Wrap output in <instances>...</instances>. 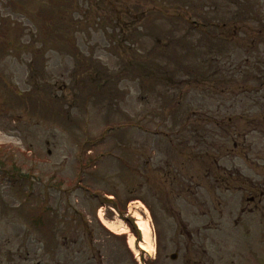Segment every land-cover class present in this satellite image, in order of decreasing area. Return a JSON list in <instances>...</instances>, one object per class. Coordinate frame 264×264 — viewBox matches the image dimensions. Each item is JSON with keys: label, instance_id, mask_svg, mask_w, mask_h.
Segmentation results:
<instances>
[{"label": "rangeland", "instance_id": "rangeland-1", "mask_svg": "<svg viewBox=\"0 0 264 264\" xmlns=\"http://www.w3.org/2000/svg\"><path fill=\"white\" fill-rule=\"evenodd\" d=\"M163 1L148 14L149 0H0V264H184L189 230L197 252L238 261L247 237L234 223L253 192L239 187L264 189V38L243 47L240 28L213 63L182 51L180 70L202 69L174 95L147 78L158 69L132 70L147 51L128 36L162 47L182 11L197 19H179L180 51L203 34L208 47L215 14L264 23V0Z\"/></svg>", "mask_w": 264, "mask_h": 264}, {"label": "flooded vegetation", "instance_id": "flooded-vegetation-1", "mask_svg": "<svg viewBox=\"0 0 264 264\" xmlns=\"http://www.w3.org/2000/svg\"><path fill=\"white\" fill-rule=\"evenodd\" d=\"M233 154L236 150L231 149L228 150ZM228 153V152H227ZM236 154V153H235ZM214 169L217 167L218 163L217 160L213 159ZM245 186L239 187V189H244L245 192L248 190L253 191L252 195L248 196L246 195L245 204L241 205L240 212H239V218L235 220V225L241 224V226H244L241 228V230H245L244 235L247 237V240L244 242V250L239 251V259L238 261L230 262V264H264V189L257 190V185L252 183V180H248L245 182ZM243 199V197H241ZM190 206L193 205L195 208V211L198 213H201L203 215L206 214L205 207L200 204H196L194 202L188 203ZM203 209H201V207ZM189 211H191L189 209ZM208 212L210 213V210L208 209ZM191 214V212H189ZM249 218L247 223H244L245 218ZM189 218V216H188ZM217 227V226H216ZM219 227V224H218ZM220 228V227H219ZM181 235V233H180ZM186 239L189 241V245L187 246V257L185 259H182L184 264H227V259L224 256V250L221 248V238H220V255L218 259V262H214V255L211 257L205 256V250L203 252H197V250L194 249V238H197L195 235H199V231H192L189 230L185 234ZM220 235V231H219ZM178 259V257H177ZM176 259V260H177ZM175 260V261H176ZM212 261V262H211ZM39 264V263H37Z\"/></svg>", "mask_w": 264, "mask_h": 264}, {"label": "trees", "instance_id": "trees-1", "mask_svg": "<svg viewBox=\"0 0 264 264\" xmlns=\"http://www.w3.org/2000/svg\"><path fill=\"white\" fill-rule=\"evenodd\" d=\"M149 4L152 7V11L153 12L160 11V12L165 13V12H167L165 10L167 7H165V8H162V7H164L165 5L171 4V3H170V1H168V2L163 1V2H161L160 5H157L155 3V0H152V1L149 0ZM66 25L68 27H72V22L71 21H68V22H66ZM170 26H171V28L167 29V31L165 32V35L171 36L172 40H175L177 43H181V41L185 38L186 34L185 33H180V35H177L178 34L176 32L177 31L176 28H178V27H176L177 25H174L173 24V25H170ZM136 35L137 34H131L130 36H128V38L131 39V37L133 38ZM205 37L208 38L209 36H205ZM204 40H206V39H204ZM138 43H139V40H136V41H133L132 40L131 46H133V47L136 46L137 47L138 46ZM211 47H212V49L209 48V50L212 53V50L215 47L214 44L211 45ZM197 49L200 50V47H197ZM135 50H137V49H135ZM187 50H189V49L187 48ZM187 50H186V48L181 49V51H187ZM194 50H196V48H193L192 49V51H194ZM176 53H177V50L174 51V53H172L170 55L169 52H166L161 47L160 48L159 47H151V48H149V51L147 52V55L145 56V58L139 60L140 62L146 63L148 65H144V64H141V63L135 64V67H132V70L133 69H139L140 67L138 68V66L140 65L143 70H150L153 67H155V68H159L160 70H162L163 74H169V73H171V71L168 69L169 68V65L168 64L162 65V61L165 60L164 58L171 59L173 56L176 55ZM36 80L37 79L35 77H33V81L31 83V80L29 78L28 84H30V85L33 84V86H34V82ZM40 81H41V79H40ZM35 89H36V87H35ZM41 89H42V85H41Z\"/></svg>", "mask_w": 264, "mask_h": 264}, {"label": "bare ground", "instance_id": "bare-ground-1", "mask_svg": "<svg viewBox=\"0 0 264 264\" xmlns=\"http://www.w3.org/2000/svg\"><path fill=\"white\" fill-rule=\"evenodd\" d=\"M104 222H105V225L111 230V231H113V232H115V231H117L116 230V226L115 225H113V223H111V222H107V221H105L104 220ZM140 231H142V235H143V243H140L139 244V247L141 248V249H143V250H145V248H148V246L149 247H152V246H150V243H151V241H149V230H148V228H147V224L146 223H143V225L142 224H140ZM117 233L118 234H121V233H124L123 231H117ZM130 243H131V247L132 248H134L133 247V242L131 241V239H130ZM148 250H150V248H148ZM136 251V250H135Z\"/></svg>", "mask_w": 264, "mask_h": 264}]
</instances>
